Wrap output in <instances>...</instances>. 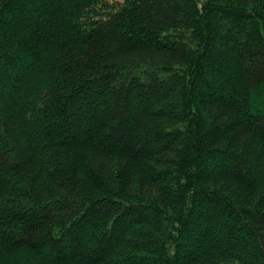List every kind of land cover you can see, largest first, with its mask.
I'll return each instance as SVG.
<instances>
[{"label": "trees", "instance_id": "trees-1", "mask_svg": "<svg viewBox=\"0 0 264 264\" xmlns=\"http://www.w3.org/2000/svg\"><path fill=\"white\" fill-rule=\"evenodd\" d=\"M0 264H264V0H0Z\"/></svg>", "mask_w": 264, "mask_h": 264}]
</instances>
